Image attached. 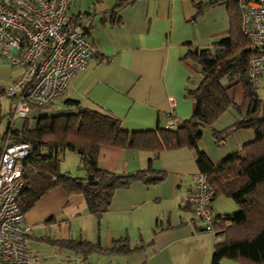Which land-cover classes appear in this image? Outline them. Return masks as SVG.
I'll return each instance as SVG.
<instances>
[{"label": "crops", "instance_id": "0c3cea01", "mask_svg": "<svg viewBox=\"0 0 264 264\" xmlns=\"http://www.w3.org/2000/svg\"><path fill=\"white\" fill-rule=\"evenodd\" d=\"M68 12L87 15L86 34L96 53L48 111H31L29 127L40 116L72 113L77 106L108 114L129 132L163 127L168 114L186 120L194 108L186 89L195 86L197 74L184 56L190 48L212 47L230 30L224 0H71ZM20 71L0 63V90ZM222 86L232 105L202 128L198 141L212 164L242 153L254 139V130L241 125L215 142L213 130L242 121L247 105L238 75L224 76ZM255 87L264 100L258 91L264 78ZM72 151L62 152L59 170L83 177L79 154ZM196 159L197 150L187 145L157 152L100 145L99 168L115 174L161 172L163 178L150 183L135 179L117 188L98 215L88 210L81 194L68 193L61 185L49 188L24 210L30 254L37 264H212L214 245L222 236L203 230L186 199L199 170ZM221 196L227 197L210 201L214 215L235 212L237 205ZM79 241L89 246L74 245ZM218 264L247 263L223 258Z\"/></svg>", "mask_w": 264, "mask_h": 264}, {"label": "trees", "instance_id": "16d2710c", "mask_svg": "<svg viewBox=\"0 0 264 264\" xmlns=\"http://www.w3.org/2000/svg\"><path fill=\"white\" fill-rule=\"evenodd\" d=\"M224 1L228 4L230 18L228 35L212 47L190 48L184 56L196 67L195 86L186 89L187 95L194 100V108L191 116L179 121L175 127L129 132L120 126L118 119L77 106L72 113L40 116L33 127H29L28 118H25L21 128L12 130L13 138L27 141L32 147L31 153L23 160L25 184L18 199L22 211L49 188L61 185L68 193L81 194L88 210L98 215L107 209L117 188L135 179L150 183L163 178L161 172L148 175L149 172L142 170L133 174H115L99 168L97 156L102 144L156 152L187 145L197 150L198 168L206 173L213 188L211 200L222 194L237 205L235 212L216 216L213 227L216 235L222 238L214 245L212 264H218L223 258L264 264V100L259 98L255 84L248 79V40L240 30L236 0ZM202 9L203 5L198 2V13ZM233 75L240 77L247 100L244 119L231 127L213 130V136L218 143L231 128L245 125L254 130V139L243 146L242 153L236 152L218 164H212L199 149L198 141L202 128L212 124L232 105L222 86V78ZM44 108L34 106L32 110L42 111ZM8 129L9 119L0 135V149ZM66 149L79 154L80 167L85 172L83 177L59 170V154ZM226 221L228 225H225ZM71 243L65 242L73 245ZM74 245L89 246L80 241Z\"/></svg>", "mask_w": 264, "mask_h": 264}, {"label": "built area", "instance_id": "2783aa9c", "mask_svg": "<svg viewBox=\"0 0 264 264\" xmlns=\"http://www.w3.org/2000/svg\"><path fill=\"white\" fill-rule=\"evenodd\" d=\"M71 0H0V63L20 69L4 88L14 99L9 129L0 149V264H37L28 247L29 226L18 199L25 180L23 160L31 144L16 140L32 107H47L60 97L76 72L83 70L96 48L87 38L86 14L71 15ZM240 30L247 38V75L256 84L264 78V0H236ZM173 106V101H171ZM179 120L168 114L165 127ZM187 202L204 231L215 233L216 216L210 205L213 188L205 172L193 174Z\"/></svg>", "mask_w": 264, "mask_h": 264}, {"label": "rangeland", "instance_id": "374dc122", "mask_svg": "<svg viewBox=\"0 0 264 264\" xmlns=\"http://www.w3.org/2000/svg\"><path fill=\"white\" fill-rule=\"evenodd\" d=\"M258 91L262 96H264V88L261 87L258 89ZM59 98H61V96L58 97V99ZM13 105H14V99L13 98H11L5 94L0 95V135L5 131V128L7 126V120L9 118V110L13 107ZM51 106L52 105H50L49 107H45L43 110L48 111L49 108H51ZM72 152H74L72 154H75V156H78L77 155L78 153L76 151H72ZM62 157H63V153H60L59 158L61 159ZM68 162L72 163V160H68ZM219 198H222L221 200H223V202L229 201V202H233L234 204H236L232 199H227V197L221 196Z\"/></svg>", "mask_w": 264, "mask_h": 264}, {"label": "water", "instance_id": "95a60500", "mask_svg": "<svg viewBox=\"0 0 264 264\" xmlns=\"http://www.w3.org/2000/svg\"><path fill=\"white\" fill-rule=\"evenodd\" d=\"M243 51V50H242Z\"/></svg>", "mask_w": 264, "mask_h": 264}]
</instances>
